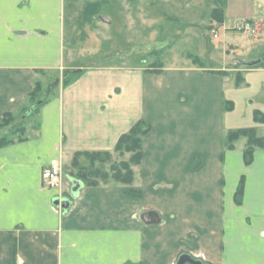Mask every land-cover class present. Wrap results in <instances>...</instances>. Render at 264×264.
I'll return each instance as SVG.
<instances>
[{"label":"crops","instance_id":"crops-1","mask_svg":"<svg viewBox=\"0 0 264 264\" xmlns=\"http://www.w3.org/2000/svg\"><path fill=\"white\" fill-rule=\"evenodd\" d=\"M253 2L183 0L180 9L192 3L186 7L193 8L192 23L176 35L188 42L200 37L204 47L208 42L211 68L182 55L183 62H163L159 72L124 64L88 69L43 107L37 137L0 149V264H178L182 255L204 264H264V150L255 151L250 166L244 163L246 140L225 150L238 90L249 98L258 94L264 112V69H237L239 60L211 57L222 30L230 41L251 22L264 37V17L254 10L264 6ZM99 9L93 0H0V123L27 105L41 71L68 69L79 50L99 52L101 40L93 31ZM216 9L226 18L208 41ZM141 120L151 131L131 185L88 187L81 181L73 198L72 178L64 171V198L71 206L65 211L54 204L57 192L42 183L52 161L68 166L79 152L114 153L119 138ZM254 125L264 130V124ZM147 212H156L161 222L145 223Z\"/></svg>","mask_w":264,"mask_h":264},{"label":"rangeland","instance_id":"rangeland-1","mask_svg":"<svg viewBox=\"0 0 264 264\" xmlns=\"http://www.w3.org/2000/svg\"><path fill=\"white\" fill-rule=\"evenodd\" d=\"M93 1L94 3L97 2L98 9L100 7L98 13L96 12L93 17V31L101 40L100 47L98 48L99 52L96 53V55L86 53L81 54V50H79L77 52V59L73 61V63L67 62L69 65L67 67L68 69H61L55 73L44 72V74L39 75L37 81L41 82V91H39V94L37 95L38 98L36 99V105L34 104L33 106L37 108V105L40 104V109H38L36 113H33L35 111L34 110L25 120H22V117H24L28 113L29 109L33 107H28L29 100L26 107L24 106V109L14 113V119L16 121L15 126L22 124V128L24 129V131H22L24 135L23 142L27 141L30 137L38 136L41 125V111L45 105L58 96L60 88L63 87V82L69 80L70 85H72L80 79V77L88 69L116 68L118 66L121 67L124 64V66H136L155 71L159 66L163 65V62L170 64L176 59H178L179 62H183L181 59L182 55H189L188 58L198 67H212V64L208 62V58L205 55V52H207L206 47L209 48L208 42H206V47H204V43L200 37L194 38V40H190V42H188L185 41V39H180L179 34L178 36L176 35L177 32L182 30H189L188 26H191L190 23H192L189 18H191V10L193 8L186 7L192 5V3H189L185 6V8L180 9L179 5L183 0ZM252 2L255 5L257 3H261V5L264 6V0H252ZM171 4L176 5L177 8L172 10ZM228 4L234 6L232 2L230 3L228 1ZM241 7L249 8L250 6L242 4ZM182 10L184 13H179ZM254 10L256 16L264 17V9L256 6L254 7ZM235 11L236 9L232 12L233 16H235ZM213 12L214 10L212 13ZM102 17H107L110 20V23L103 21ZM132 20L136 21L135 27H132ZM173 20L181 21L174 22ZM228 20L233 21L235 19L230 18ZM258 22L259 21H256V23ZM185 24H188V26L186 27ZM219 26L221 25L212 21L211 26L206 28L205 33L208 41L209 39L212 40V36L215 37L218 34ZM256 28L257 29L252 27L251 22H246V31L240 33L239 36L234 37L230 41L224 38L222 30L220 32L221 37L215 44L216 48L212 51V59L215 62H231L230 64L239 60L236 65H234L237 69L257 68L264 58V37L261 34H255L256 31L257 33L261 31V26L259 25V27ZM193 32L196 34L195 31ZM173 39H175L174 42H176V45H169V40ZM227 43L238 48L235 50L231 49L229 46L227 47ZM173 46L174 48H172ZM170 48H172V50H169ZM133 50L137 52L132 54ZM255 61L261 62L254 67H247L244 65L245 62ZM262 69H264V67ZM56 84H59L58 90L55 89ZM249 96L250 94L244 92L240 93L238 90V101L235 103L236 108L233 110L232 115L229 116V122L232 121L230 125L231 130L249 129L255 127V112L257 110H262L260 108V104L262 103H259L258 101V94L257 98H249ZM45 100L46 102L43 104ZM250 100L253 101L251 102ZM261 112L264 113L263 111ZM13 124L12 126H14ZM15 128L12 127L7 132L4 131L6 132L5 135H9V133H11ZM141 128L143 131L145 130V126H142ZM258 135L260 137H264V130H259ZM8 138H10V136H8ZM11 138L15 140V143L13 144L23 143L22 141H18L20 134ZM111 156V161L103 166L104 170L109 172V176L112 174L110 169L113 165L119 166L121 162H129L130 159L126 157V153L122 155L114 152L111 153ZM75 157L76 155L73 156L71 163L68 166L63 165V168L67 177L79 179L78 176L81 169H89V167L92 166L88 156L79 155L76 159ZM74 159L76 165L74 164ZM98 165L99 163H96L95 166ZM201 176L202 174L198 176V173L195 175L198 179H201ZM64 189L62 198L68 196L66 195ZM56 192L59 195V192ZM156 204L159 205V203ZM193 207L199 208V205L195 203L193 204ZM163 219L165 220L164 216Z\"/></svg>","mask_w":264,"mask_h":264},{"label":"trees","instance_id":"trees-1","mask_svg":"<svg viewBox=\"0 0 264 264\" xmlns=\"http://www.w3.org/2000/svg\"><path fill=\"white\" fill-rule=\"evenodd\" d=\"M212 21L218 25H223L225 22V16L224 11L220 9L214 10L212 13ZM264 67V60L260 63V65L257 68H263ZM159 68L155 70V72H159ZM202 68V67H201ZM41 74H44L43 71L40 72ZM220 74L225 75L226 73L220 72ZM237 84L239 85L242 81L241 75H237ZM59 84H56V90H58ZM70 85L69 80H66L63 82V88L68 87ZM58 86V87H57ZM55 90V91H56ZM39 91H41V82L36 81L34 90L30 93L28 96L29 105L33 106L36 103V99L38 98ZM54 91V92H55ZM48 99V98H47ZM46 99V100H47ZM46 100L43 102V104L46 102ZM27 101V102H28ZM36 105V104H35ZM40 104L37 106L36 109H34L33 113H36L38 109H40ZM26 107V106H25ZM23 107L22 109H24ZM27 107V108H28ZM34 107V106H33ZM229 110L233 108V104L230 103L228 106ZM23 122V121H22ZM254 122L258 125L264 124V113L260 111L255 112ZM14 123V124H13ZM12 124L14 126H12ZM16 121L14 119V113H7L4 115L2 122L0 123V149L4 147H8L15 143V140H13L11 137L20 134V138L18 141L23 142V133L24 129L22 128V124L16 125ZM142 126H145V130H142ZM12 127H16L9 135H5V133L11 129ZM6 131V132H4ZM151 131V127L143 120L139 121L136 125L133 126V128L126 134H123L116 145L115 152L120 154H131V157L129 159V162H121L119 166L113 165L110 169L111 176H109V172H106L104 170V165L109 163L111 161V153L109 152H79L76 153V157L79 155H85L88 156L91 162V166L89 169H81V172H79V179L82 181L86 186L88 187H97L101 183H108L110 180L116 183L124 184V185H131L134 181V171L132 166H139L142 163L143 160V138ZM10 136V138H8ZM245 139L246 140V146L244 150V163L246 166H250L254 161V153L257 149L264 150V137H260L258 135V132L256 128H249V129H239L230 131L228 135L226 136V142H225V150L226 151H232L235 149L236 144L239 140ZM75 157V159H76ZM74 159V164L75 163ZM96 163H99L98 166H95ZM94 180V181H93ZM245 190V177H242L240 184L238 186L235 199L236 203L238 205H241L243 195ZM129 195L138 196L140 197V193L136 192H127ZM13 255H16V247H14Z\"/></svg>","mask_w":264,"mask_h":264},{"label":"water","instance_id":"water-1","mask_svg":"<svg viewBox=\"0 0 264 264\" xmlns=\"http://www.w3.org/2000/svg\"><path fill=\"white\" fill-rule=\"evenodd\" d=\"M102 20L105 21L106 23H110V20L106 17H103ZM260 62L261 61L245 62L244 65L247 67H254V66L258 65ZM35 108H36L35 106L31 107L29 109L28 113L24 117H22V120H25L27 118V116L30 115ZM71 183L73 184V186H72L70 195L73 198L79 197L80 191L83 188V183L80 180L75 179V178L71 179ZM54 204L57 206H60L61 209L67 211L71 206V200L69 198H62V199L55 198ZM142 220L149 225L159 224L161 222V219L156 212L145 213L144 215H142ZM178 264H204V263H202L201 261H198V260H194L188 255H182L179 259Z\"/></svg>","mask_w":264,"mask_h":264},{"label":"built area","instance_id":"built-area-1","mask_svg":"<svg viewBox=\"0 0 264 264\" xmlns=\"http://www.w3.org/2000/svg\"><path fill=\"white\" fill-rule=\"evenodd\" d=\"M42 183L44 187L59 192V198L62 199L64 187V168L60 160L52 163L42 173Z\"/></svg>","mask_w":264,"mask_h":264}]
</instances>
